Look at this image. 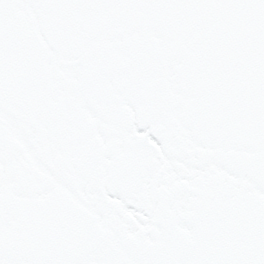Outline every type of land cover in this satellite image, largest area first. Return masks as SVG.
<instances>
[{"label":"snow or ice","instance_id":"6c2138e0","mask_svg":"<svg viewBox=\"0 0 264 264\" xmlns=\"http://www.w3.org/2000/svg\"><path fill=\"white\" fill-rule=\"evenodd\" d=\"M0 264H264V0H0Z\"/></svg>","mask_w":264,"mask_h":264}]
</instances>
